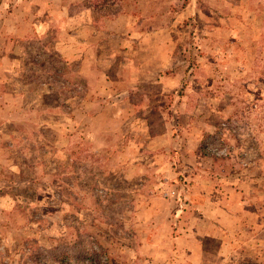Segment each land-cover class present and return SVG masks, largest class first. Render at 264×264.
Instances as JSON below:
<instances>
[{"label": "rangeland", "instance_id": "rangeland-1", "mask_svg": "<svg viewBox=\"0 0 264 264\" xmlns=\"http://www.w3.org/2000/svg\"><path fill=\"white\" fill-rule=\"evenodd\" d=\"M20 3L0 0L3 29ZM128 10L142 28L173 26L183 60L174 90L154 81L135 92L133 116L114 117L102 95L78 104L103 84L91 57L64 64L48 36L0 37V54L21 50L0 59L12 75L0 91L13 90L0 96V264H191L192 243L174 241L177 220L202 217L187 187H237L223 171L264 155V0H128ZM156 134L163 153L142 145ZM206 237L197 243L221 263ZM251 258L225 264H261Z\"/></svg>", "mask_w": 264, "mask_h": 264}, {"label": "crops", "instance_id": "crops-1", "mask_svg": "<svg viewBox=\"0 0 264 264\" xmlns=\"http://www.w3.org/2000/svg\"><path fill=\"white\" fill-rule=\"evenodd\" d=\"M16 2L21 3L14 7V14L6 15L14 19L13 22L4 25L7 32L0 24L2 41L7 43L12 37H17L20 41L23 37L27 39L29 35L48 36L52 49L61 58L62 63L68 64L79 60L78 67L81 65L88 67L90 63L87 65L85 63L89 62L86 60L89 56L93 64L99 67L98 80L103 84L94 87L93 95L80 100L78 104L91 108L94 99L102 95L105 97L104 108L109 107L108 110L114 117L124 116L123 114L133 116L138 113L134 105V99L137 97L135 92L139 93L142 86L155 81L159 84L157 91L163 93L171 85H174L172 90L180 85L179 64L183 60L179 57L178 48H175L177 40L173 26L142 28L141 18L144 16L138 11L128 10V0H16ZM176 21L178 17L174 19V23ZM20 52V49H9L7 45L2 49L0 59L9 60V57L12 58ZM7 64L5 61L0 62V67L5 70L0 71V83L4 85L10 82L12 76L9 74ZM16 92L15 97L19 98L21 95L22 99L25 98L24 107L36 105L37 95L32 98L31 95L27 97L26 92ZM1 95H13V90L0 91ZM260 101L259 98L253 105L258 107ZM125 107L130 110L124 111L122 108ZM137 121L138 126L145 124V119L137 118ZM133 129L135 127L127 125L125 130ZM152 136L156 137L144 141L142 145L144 144L146 148L157 147L156 149L160 151H155L163 153L166 143L155 144L159 142L157 140L160 139V135ZM133 145L136 144H130L129 147L122 144L123 148L128 147L130 152L133 151L131 148ZM133 155L132 153L131 156ZM172 171L175 173V169ZM236 172L237 187L224 185L214 188L207 185L197 187L198 182L194 180L187 187L188 195L191 196L189 204L200 209L202 217L199 213L194 215L192 212L189 219L177 220L179 235L174 241L192 243L191 264H210L209 250L203 249L201 244L197 243L198 237H203L204 234L208 235L206 238L220 244L215 261L221 263L216 264H225V261L230 259L248 262L250 255L252 262L264 264V155L257 160H251L242 169L237 168L235 172L223 171V175ZM175 188L182 190L183 187L176 182ZM195 197H198L196 201L193 200ZM220 197L221 202H217V198ZM233 211L237 212L239 217L226 221V214L229 216ZM143 223L149 222L144 220ZM228 231L233 233L226 234ZM231 241L238 242L237 247L234 248L235 245H231Z\"/></svg>", "mask_w": 264, "mask_h": 264}]
</instances>
